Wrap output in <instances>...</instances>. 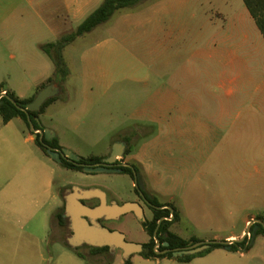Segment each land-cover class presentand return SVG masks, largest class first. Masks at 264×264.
Here are the masks:
<instances>
[{
	"label": "rangeland",
	"instance_id": "rangeland-1",
	"mask_svg": "<svg viewBox=\"0 0 264 264\" xmlns=\"http://www.w3.org/2000/svg\"><path fill=\"white\" fill-rule=\"evenodd\" d=\"M39 1H0V12L5 9L8 14L10 8L11 16L23 17L14 23L10 38L0 39V84L30 97L41 84L57 81L61 86L57 99L48 103L35 122L51 130L64 148L91 158L109 153L113 142L125 136L131 151L141 135L132 136L150 131L138 123L153 115L155 100L150 98L165 86L166 50L194 47L193 39L203 31L202 21L216 19L217 5L225 0H143L119 9L107 22L63 48L62 57L69 69L62 80L55 78L53 60L41 45L75 31L103 0H77L81 6L76 13L71 4L67 6L69 0H60L54 15H49L48 0ZM227 2L235 9L234 2L245 8L242 0ZM28 134L32 135L31 128L20 118L8 125L0 118V241L6 242L0 246V264H124L120 249L110 250L109 256L94 253L85 245L67 246V223L58 225L57 213L63 209V195L73 186L99 188L107 199L120 203L136 198L134 181L121 172L67 168L44 153L34 138L24 141ZM151 135L141 138L135 150L145 163L149 161ZM164 147L152 151L159 171L157 189L163 196H156L160 202L171 194H182L183 184L190 179H186L185 170L195 171L190 167L194 162L213 157V144L205 151L181 143ZM177 178L180 184L173 187ZM145 212L149 216L148 209ZM240 217L238 213V229L242 226ZM106 226L122 232L131 242L144 243L149 237L131 213L108 221ZM187 226L180 231L183 237L193 233V227ZM248 240V249L222 247L188 262L144 258L139 253L132 254L131 260L133 264H264V237H253L251 244V236Z\"/></svg>",
	"mask_w": 264,
	"mask_h": 264
},
{
	"label": "crops",
	"instance_id": "crops-1",
	"mask_svg": "<svg viewBox=\"0 0 264 264\" xmlns=\"http://www.w3.org/2000/svg\"><path fill=\"white\" fill-rule=\"evenodd\" d=\"M26 1L33 3L34 0ZM48 2L49 15H54L59 10L60 0ZM68 2L67 6L71 4L76 13L81 6L79 1ZM234 4L237 9L225 0L217 5L216 19L208 17L202 21L203 31L193 39L194 47L166 50L165 86L150 98V101L155 100V112L148 120L138 117L145 120L138 124L150 127V131L134 134L141 136L126 155V160H131L138 168L144 190L157 201L156 196H163L157 189L159 171L152 151L177 143L205 151L213 144L212 158L194 162L190 167L195 171L185 170L186 179L189 176L190 179L183 184L182 194H171L167 200L157 201L176 208L180 218L169 230L185 239L196 236L201 240H235L244 236L248 226L253 227L254 219L264 221V38L248 9L238 6V2ZM35 11L37 13L38 9ZM22 20L23 17L11 16L10 8L8 14L2 9L0 39L10 38L15 32L14 23ZM209 27L213 30H206ZM54 83L59 86V92L60 84ZM47 84H41L38 90ZM6 91L22 99L29 98L3 88L1 83L0 94ZM35 94L30 97L34 98ZM17 118L20 117L3 123L8 125ZM19 134L16 133L17 137ZM150 134L149 161L145 163L135 150L141 138ZM31 139V134L23 138L24 141ZM57 143L63 147L58 140ZM123 144L125 149L126 144ZM108 154L101 156V160ZM166 162L171 165L167 159ZM180 181L177 178L173 187ZM238 213L242 223L239 229L236 227ZM148 214L145 216L150 218L151 212ZM186 224L194 230L183 237L180 231L187 229ZM257 235L264 237L262 234L254 237ZM0 246H6V242L0 241ZM133 262L131 260V264Z\"/></svg>",
	"mask_w": 264,
	"mask_h": 264
},
{
	"label": "water",
	"instance_id": "water-1",
	"mask_svg": "<svg viewBox=\"0 0 264 264\" xmlns=\"http://www.w3.org/2000/svg\"><path fill=\"white\" fill-rule=\"evenodd\" d=\"M59 86L52 82L37 91L32 101L27 103L25 107H21L16 104L15 100L12 99L8 94H0L9 99L13 104H15L19 109L26 113L29 127L32 131V137L37 138L42 142V135L44 134L46 138L53 137V133L49 129H35L33 128L32 120L37 121L36 117L31 119L29 112L39 111L43 103L55 96L58 93ZM2 101L0 100V104ZM37 132L39 133L37 136ZM46 148V153L52 159L57 162H61L62 159H66L77 165H82V170L85 172H119L117 169L111 166V163L115 160L116 156L121 155L123 152V144L117 146V149H113L111 153L104 157L98 163H80L79 156L70 150L60 147H51L44 144ZM130 167L133 172L134 186L142 195L143 184L141 177L135 172L134 168L130 164H125ZM98 199L99 204L90 207L82 202V200ZM149 204V203H148ZM170 208V207H169ZM133 212L138 220L145 221L142 206L135 201H126L122 204L116 202L107 203L106 194L99 188H80L77 186L72 187V191L65 195V214L70 220V231L71 233L66 238L67 244L72 247H78L81 245H88L92 247H103L107 246L109 250L120 249L122 251L124 259H128L132 254L140 253L142 251V243L131 242L126 240L125 235L118 230H111L108 227L101 224L100 219H117L120 215L125 213ZM172 218V215L169 219ZM158 221L157 227L160 224ZM252 223H255L250 229V226L246 228L244 236L238 239L224 241V240H200L196 243L190 244L184 247H177L174 249L166 248L164 250H155L157 254L159 253H169L171 252L172 258L182 257L184 255H193L199 253L210 247L211 244H222L224 248L230 249V244L233 242H242L247 233L251 235V242L255 235V230L258 227L264 229V221L260 219H254ZM156 227V229H157ZM156 229L154 231V237H156ZM159 244V240L155 238V246ZM164 246H168L167 242H163Z\"/></svg>",
	"mask_w": 264,
	"mask_h": 264
},
{
	"label": "trees",
	"instance_id": "trees-1",
	"mask_svg": "<svg viewBox=\"0 0 264 264\" xmlns=\"http://www.w3.org/2000/svg\"><path fill=\"white\" fill-rule=\"evenodd\" d=\"M142 1L143 0H103L96 9H94L89 15L86 16V18L77 26L75 31L62 36L59 40L55 42H48L42 44L41 45L42 50L53 60L55 78L62 80V77L68 74V68L62 57V50L67 44L74 41L78 36L90 32L98 25L107 22L115 11L119 9L134 7L135 5H137ZM242 1L245 7L248 9L250 15L252 16L256 26L258 27L260 33L262 34V37L264 38V0H242ZM49 82H51V80H49ZM6 94H8L12 99H14L16 104L21 107H25V105L30 101H32L33 99V97L22 99L16 96L13 92H9V91H6ZM53 99L54 98L47 99L41 106L40 111L29 112L31 119H33V117L37 118L38 114L42 112L45 106H47L48 103H50ZM0 100L2 101V103L0 104V117L4 123L8 122L14 117H20L24 121L26 126L29 127L26 113L23 110L19 109L15 104H13L9 99H7L4 96H2ZM32 123H33V128L38 129V124L34 120H32ZM34 142L43 150L44 153H46V148L42 145L41 142L38 141L37 138L34 139ZM50 144L53 147L60 148L56 138H52ZM100 161H101L100 157H91V158L79 157L80 163H98ZM60 163L61 165L70 169L82 170V165H77L66 159H62ZM124 172L131 174L130 170L127 168H124ZM155 203L158 204L159 206H163V207L166 206V208L153 209V213H154L153 218L149 221L145 220L140 222L143 229L149 236L148 241L144 243V249L139 253L142 257L172 258L171 252L157 254L155 250L184 247L201 240L196 236H191L190 238L185 239L180 237L176 233L170 231L169 226L175 221H178L180 218L178 211L172 205L160 204L158 202ZM63 213H64V207L59 213H57V217L60 220L61 225L66 224V219ZM171 215L172 218L169 219ZM161 217H165V218L162 219V221L157 227L158 220ZM155 229H156V237H154ZM255 234L264 235V229L262 227H259L255 231ZM155 238L159 240V244L157 246H155ZM163 242H167L168 246H164ZM65 244L69 246L66 241ZM85 246L89 247L91 251H93L94 253H106L110 256L109 254L110 250L107 246H103V247H92L88 245ZM222 247L223 245L219 243L211 244L209 248L199 253L193 255H184L182 257H177L176 259L182 262H188L195 256L204 255L213 249L222 248ZM248 248H249V240L247 236L244 237L242 242H233L230 244L231 251H237L238 249H248ZM77 254L80 257H83L82 254L80 253ZM124 264H131V256L128 259L124 260Z\"/></svg>",
	"mask_w": 264,
	"mask_h": 264
},
{
	"label": "flooded vegetation",
	"instance_id": "flooded-vegetation-1",
	"mask_svg": "<svg viewBox=\"0 0 264 264\" xmlns=\"http://www.w3.org/2000/svg\"><path fill=\"white\" fill-rule=\"evenodd\" d=\"M53 82H55V81H53ZM40 111V110H39ZM37 118H38V116H37ZM39 129H42V130H44V129H46V127H44V126H42L41 125V123H39L38 124V129L37 130H39ZM38 132H37V136H38ZM132 137H135V135H133ZM52 138L53 137H51V138H46L45 137V135L43 134L42 135V145L44 146V144H47V145H49V146H51V147H53L51 144H50V141L52 140ZM128 142H129V138L127 137V136H125V138L123 139V140H116V141H114L113 143H114V146H113V148L111 149V151H113V149H117L118 147L117 146H119L120 144H123V143H125L126 144V146H128L127 144H128ZM124 145V144H123ZM45 147V146H44ZM118 150V149H117ZM111 151L109 152V154L111 153ZM130 150H128L127 149V147L125 148V149H123V152H122V154L121 155H117L116 156V158H115V160L111 163V166H113V167H115V168H117V169H120V171L119 172H121V173H126V172H124V168H127V169H129L130 170V172H131V174H129V173H126V174H128L130 177H131V179L133 180V172H132V170H131V168L130 167H128V166H126L125 164H130L133 168H134V170H135V172L136 173H138V168L134 165V163L133 162H131V160L129 161V160H126V155L128 154V152H129ZM108 154V155H109ZM72 191V187L70 188V190L68 191V192H66L64 195H63V200H64V205H63V207H64V213H63V215H64V217H65V219H66V223H67V229H68V231H69V234L71 233V231H70V228H69V226H70V220H69V218H68V216H66V214H65V195H67L69 192H71ZM136 199L135 200H130V201H135V202H138L141 206H142V209H143V214H144V207H146L150 212H151V215H150V218H147L146 216H145V214H144V217H145V219H146V221H149V220H151L152 218H153V215H154V213H153V209H163V208H166V206H159L158 204H156L155 202H157V201H155L153 198H151L150 196H149V194L144 190V188H143V190H142V195H141V193L138 191V189L136 188ZM107 199V198H106ZM82 202L84 203V204H86L87 206H90V207H94V206H96V205H98L99 204V200L98 199H89V200H82ZM112 202H116L114 199H107V203H112ZM124 202H126V200H124V201H122V202H120V203H118V202H116V203H118V204H122V203H124ZM149 203V204H148ZM130 213H132L133 215H134V213L133 212H130ZM123 215V214H122ZM122 215H120V216H122ZM120 216L118 217V218H120ZM135 216V215H134ZM136 217V216H135ZM117 218V219H118ZM137 218V217H136ZM162 219L163 218H165V217H161ZM160 218V219H161ZM159 219V220H160ZM111 220H116V219H111ZM111 220H106V219H100V222H101V224L102 225H104V226H106V223L108 222V221H111ZM158 220V221H159ZM162 221V220H161ZM160 221V222H161ZM57 224L58 225H61V222H60V220L59 219H57ZM107 227V226H106ZM112 230V229H111ZM144 249V243H142V250Z\"/></svg>",
	"mask_w": 264,
	"mask_h": 264
},
{
	"label": "built area",
	"instance_id": "built-area-1",
	"mask_svg": "<svg viewBox=\"0 0 264 264\" xmlns=\"http://www.w3.org/2000/svg\"><path fill=\"white\" fill-rule=\"evenodd\" d=\"M246 236H247V238H249L251 235H250V233H247V235H246Z\"/></svg>",
	"mask_w": 264,
	"mask_h": 264
}]
</instances>
